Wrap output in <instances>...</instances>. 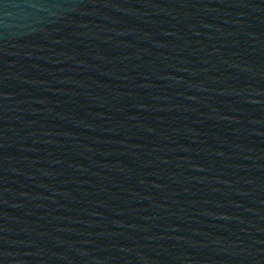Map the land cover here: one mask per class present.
<instances>
[{
  "label": "water",
  "instance_id": "95a60500",
  "mask_svg": "<svg viewBox=\"0 0 264 264\" xmlns=\"http://www.w3.org/2000/svg\"><path fill=\"white\" fill-rule=\"evenodd\" d=\"M0 264H264V0H0Z\"/></svg>",
  "mask_w": 264,
  "mask_h": 264
}]
</instances>
